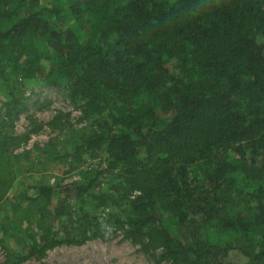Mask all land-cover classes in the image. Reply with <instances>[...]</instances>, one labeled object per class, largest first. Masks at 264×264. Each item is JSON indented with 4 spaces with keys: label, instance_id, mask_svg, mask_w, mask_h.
I'll list each match as a JSON object with an SVG mask.
<instances>
[{
    "label": "trees",
    "instance_id": "1",
    "mask_svg": "<svg viewBox=\"0 0 264 264\" xmlns=\"http://www.w3.org/2000/svg\"><path fill=\"white\" fill-rule=\"evenodd\" d=\"M31 83L64 87L88 122L62 159L103 162L10 202L0 137L2 229L30 227L8 264L107 239L111 226L170 264H264V0H0L12 123Z\"/></svg>",
    "mask_w": 264,
    "mask_h": 264
},
{
    "label": "rangeland",
    "instance_id": "2",
    "mask_svg": "<svg viewBox=\"0 0 264 264\" xmlns=\"http://www.w3.org/2000/svg\"><path fill=\"white\" fill-rule=\"evenodd\" d=\"M2 97L0 92V137L10 139L8 155L14 173L7 194L10 202H18L23 195L32 193L27 185L50 182L64 186L77 180L83 170L93 169L103 162L102 153L84 155L81 167L77 168L69 166V163L74 166L73 161L62 159V155L71 151L65 141L72 131L86 129L88 125L82 119L80 105L68 99L64 87L31 83L25 90L26 107L13 123L3 117ZM102 181L105 187V178ZM60 197H68L65 208L75 211L69 190H63ZM111 210L103 207L94 213L107 223ZM61 223H65L64 218ZM11 231L2 229L0 223V264H8V251L19 250L29 239L30 227L29 230ZM108 231L107 239H90L81 245H62L48 250L40 259L22 264H170L161 259L159 251H147L132 243L121 229L111 226ZM231 258L238 262L244 260L237 253H233Z\"/></svg>",
    "mask_w": 264,
    "mask_h": 264
}]
</instances>
